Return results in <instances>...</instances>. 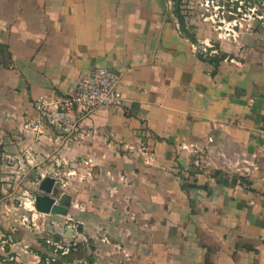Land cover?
Wrapping results in <instances>:
<instances>
[{
  "label": "crops",
  "instance_id": "1",
  "mask_svg": "<svg viewBox=\"0 0 264 264\" xmlns=\"http://www.w3.org/2000/svg\"><path fill=\"white\" fill-rule=\"evenodd\" d=\"M186 25L195 43L173 0H0V264H59L40 228L83 244L71 264H264V31L212 42L227 56L215 70L200 22ZM98 67L120 74L123 107L84 119L77 140L23 133L36 99ZM52 171L68 213L23 210Z\"/></svg>",
  "mask_w": 264,
  "mask_h": 264
},
{
  "label": "built area",
  "instance_id": "2",
  "mask_svg": "<svg viewBox=\"0 0 264 264\" xmlns=\"http://www.w3.org/2000/svg\"><path fill=\"white\" fill-rule=\"evenodd\" d=\"M231 3L233 2L231 1ZM204 5L206 13H209V15H206L205 20H210L214 28L217 25L215 31L223 29L225 32L223 38L221 34H218V40L230 39L235 41L239 37L240 32L251 30L254 22H260L264 18V12H259L257 8H249L247 9V14L243 13L242 2H239L238 7L235 8V6L234 9L233 5L222 7L215 3L214 0H206ZM246 19H250L251 22L244 24ZM208 49H212V46L205 45L199 50L197 49V51L204 55H214L217 53L216 50L208 52ZM120 79V74L104 67H98L86 74L80 75L75 83L73 93L68 97H40L36 99L33 103L36 114L34 117L25 119L22 129L23 133L28 134L34 140H39L50 130L58 140L66 142L77 140L80 124L84 119L99 110L121 108L124 106V100L117 90ZM145 149V146L141 144L139 152L145 154ZM4 164L8 168H14L12 172L17 178L15 181L19 178L21 179L22 175L26 172V169L18 166L19 160L16 158L6 157ZM87 175H90V171L87 172ZM47 177L55 180L57 189L65 185L60 175L54 171L50 172V174L47 172L41 174L39 179H35V182L39 183ZM23 196V200L21 203L19 202L21 208L23 210H32L33 213H36L34 208L35 195L29 196L26 194ZM58 197H55V199L57 200ZM20 222L22 226L29 224V220L26 217H21ZM66 222L71 223L68 226L70 231L74 235H78L77 224L73 223L71 219L66 220ZM102 241H106V238H102ZM46 243L50 244V241H46ZM53 244V246L57 247L55 252L62 251V255L67 254L70 248L76 247L75 243L67 246L58 245L55 242Z\"/></svg>",
  "mask_w": 264,
  "mask_h": 264
},
{
  "label": "rangeland",
  "instance_id": "3",
  "mask_svg": "<svg viewBox=\"0 0 264 264\" xmlns=\"http://www.w3.org/2000/svg\"><path fill=\"white\" fill-rule=\"evenodd\" d=\"M205 1L206 0H187L185 2H182V0L180 1V10L182 12L183 17L185 18V22H187L188 24L194 20L196 23L200 22V29H204V34L202 33V36L207 37L210 39V45L213 46L215 43L212 42H219L218 40V34H221L222 38L225 35V32L223 31V29L220 31H215V28L217 27V25H212L210 20H205L206 15H209V13H206V7H205ZM233 2L230 4V2ZM215 3H217L218 5L224 7V6H232L233 5V9L234 7L237 8L239 5V2H242L243 5V13L247 14V9H252V8H257L259 12L263 13L264 12V0H239V1H235V0H214ZM210 10V9H208ZM192 19V20H190ZM238 19H240V17H238ZM251 20L250 19H246L244 24H248L250 23ZM253 23V22H252ZM194 25H192V27L190 26V30H192V28ZM197 26V25H196ZM257 30V31H264V18L262 21L260 22H254L252 24V31ZM55 197H58V194L55 193ZM33 227V226H32ZM33 230L35 231V227H33ZM51 233L49 234L48 232H44V230H42V228H40V230L38 231L37 234L33 235L34 237H39L40 239L38 240H42V239H47V241H50L49 246H53L54 242L52 240H50V236ZM12 241H14V239H12V236H10L9 239H7L8 243H11ZM56 244L58 245H62V246H67V245H63L59 242H56ZM29 250V249H27ZM57 247L55 246V250L53 251V255L56 256V251ZM54 264V261H51Z\"/></svg>",
  "mask_w": 264,
  "mask_h": 264
},
{
  "label": "trees",
  "instance_id": "4",
  "mask_svg": "<svg viewBox=\"0 0 264 264\" xmlns=\"http://www.w3.org/2000/svg\"><path fill=\"white\" fill-rule=\"evenodd\" d=\"M174 1V15L177 18V21L179 23V29L181 31V33L188 37L192 42H196L195 38H194V34L191 32L190 28L187 27L186 22H185V18L182 15V12L180 10V0H173ZM211 50H216L217 53L214 55H209V54H200L198 55L199 58L201 60H204L205 62L209 63L210 65H212L214 67L215 70H217L219 64L221 62H223L226 59V55L224 53H222L221 51H219L218 45H213L212 49H208V52H210ZM0 58H2V60L0 61V63H3L4 59L9 60L10 59V53L8 52V48L5 45H1L0 44ZM219 174H216V176ZM217 182L224 184L225 182L217 180ZM185 190L190 189L192 187H196V185L194 184H186L183 183L182 186ZM80 229V228H79ZM50 240H52L53 242L56 241V237L53 236L52 234L49 236ZM47 239H42L40 240V243L42 245H44L46 248H49V250L54 251L55 250V246H49V244L46 243ZM76 247L75 248H70L69 252L65 255H62V251H57V254L55 256V262L59 263V264H71L73 259H75V257H77V255L82 251L83 248V244H75ZM41 261L45 262V257L41 256ZM93 263V257L90 256L89 257V264Z\"/></svg>",
  "mask_w": 264,
  "mask_h": 264
},
{
  "label": "water",
  "instance_id": "5",
  "mask_svg": "<svg viewBox=\"0 0 264 264\" xmlns=\"http://www.w3.org/2000/svg\"><path fill=\"white\" fill-rule=\"evenodd\" d=\"M56 190L53 178L47 177L39 182L34 200V208L37 213L57 216H65L68 213L71 197L64 193L56 200L53 197Z\"/></svg>",
  "mask_w": 264,
  "mask_h": 264
}]
</instances>
